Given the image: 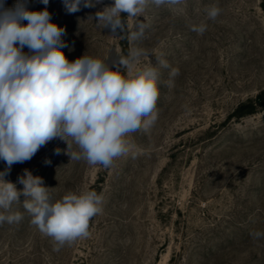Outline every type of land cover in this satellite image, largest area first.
Instances as JSON below:
<instances>
[{"label":"rangeland","instance_id":"obj_1","mask_svg":"<svg viewBox=\"0 0 264 264\" xmlns=\"http://www.w3.org/2000/svg\"><path fill=\"white\" fill-rule=\"evenodd\" d=\"M111 3L69 13L63 0H49L47 10L65 29L69 61L85 54L111 65L143 49L133 70L158 69V119L147 133L127 134L129 151L107 168L69 160L59 138L14 164L4 179L18 190L28 170L43 179L50 202L95 191L102 212L90 219L87 238L54 251L21 195L7 212L0 209L22 215L18 223H0V264H264V236L250 235L264 233V0H149L137 20L122 13L119 35L93 19ZM212 5L222 10L214 21L206 14ZM27 6L45 8L40 0ZM137 22L146 24L144 35L132 41ZM200 23L207 24L202 35L191 30ZM171 68L179 75L168 86ZM67 140L70 152L80 151ZM5 168L0 160V172Z\"/></svg>","mask_w":264,"mask_h":264},{"label":"clouds","instance_id":"obj_2","mask_svg":"<svg viewBox=\"0 0 264 264\" xmlns=\"http://www.w3.org/2000/svg\"><path fill=\"white\" fill-rule=\"evenodd\" d=\"M103 0H63L69 13L91 8ZM45 8L29 10L27 0H17L6 8L0 0V160L6 168L0 172V209L6 212L23 195L24 208L31 224L54 241V251L66 243L89 236V221L102 212L103 198L95 191L68 193L50 202L43 179L25 170L18 178L23 185L6 181L4 176L16 163L29 161L43 146L59 138L67 144L69 160H85L89 165L109 167L114 158L129 151L125 136L143 130L147 133L158 119L156 103L160 92V73L156 67L135 68L143 49L133 48L128 57H119L111 65L89 55L69 61L63 52L65 29L52 22L47 10L49 0H40ZM149 0H112L93 19L110 34L124 33L122 13L136 19ZM156 6L178 5L181 0H151ZM221 9L212 5L206 10L215 20ZM27 23H24V22ZM146 24L137 22L128 34L135 41L144 35ZM202 35L206 23L193 25ZM27 48V52L24 49ZM156 63L169 68L162 56ZM123 70V72H122ZM179 75L171 68L168 86ZM71 137L80 151H69ZM60 154L59 148L55 149ZM45 163H50L46 160ZM19 212H0V223H18ZM255 238L264 233H250Z\"/></svg>","mask_w":264,"mask_h":264}]
</instances>
